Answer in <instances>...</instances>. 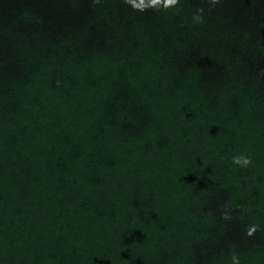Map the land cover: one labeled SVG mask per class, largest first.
Masks as SVG:
<instances>
[{
  "label": "trees",
  "instance_id": "trees-1",
  "mask_svg": "<svg viewBox=\"0 0 264 264\" xmlns=\"http://www.w3.org/2000/svg\"><path fill=\"white\" fill-rule=\"evenodd\" d=\"M233 253L264 264V0H0V264Z\"/></svg>",
  "mask_w": 264,
  "mask_h": 264
},
{
  "label": "clouds",
  "instance_id": "clouds-1",
  "mask_svg": "<svg viewBox=\"0 0 264 264\" xmlns=\"http://www.w3.org/2000/svg\"><path fill=\"white\" fill-rule=\"evenodd\" d=\"M133 3L135 6L140 7L143 9L146 6L154 5L157 7H167L170 5H174L176 3V0H164V3L161 5L160 0H150V5H145L144 0H139V3L136 4L135 0H133ZM194 22L195 21H201L202 16L196 15L193 17ZM231 162L233 165L239 166V167H248L252 163L251 156L247 155L246 153H238L236 155H233L231 158ZM255 231V226L252 227L249 231V235L252 234V232ZM231 264H240L239 256L236 253H233L231 255Z\"/></svg>",
  "mask_w": 264,
  "mask_h": 264
}]
</instances>
